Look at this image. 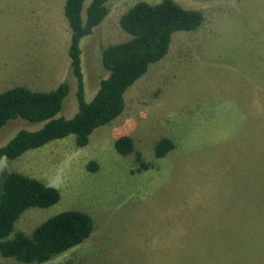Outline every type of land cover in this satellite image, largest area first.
<instances>
[{
	"label": "rangeland",
	"instance_id": "rangeland-1",
	"mask_svg": "<svg viewBox=\"0 0 264 264\" xmlns=\"http://www.w3.org/2000/svg\"><path fill=\"white\" fill-rule=\"evenodd\" d=\"M137 1L107 0V15L81 39L87 101L108 75L101 50L129 38L119 21ZM174 1L203 21L172 35L168 53L125 92L120 115L85 146L69 135L0 160V179L19 171L60 193L55 204L23 212L17 229L29 233L74 209L91 216L92 234L47 262L0 254V264H264V0ZM62 4L0 0V92L24 84L49 91L69 80L57 114L68 118L78 103ZM42 125L10 120L0 146ZM122 135L133 138L131 153L116 151ZM162 138L174 147L155 156Z\"/></svg>",
	"mask_w": 264,
	"mask_h": 264
},
{
	"label": "trees",
	"instance_id": "trees-1",
	"mask_svg": "<svg viewBox=\"0 0 264 264\" xmlns=\"http://www.w3.org/2000/svg\"><path fill=\"white\" fill-rule=\"evenodd\" d=\"M85 0H63V15L72 29L68 54L72 76L76 81L78 109L68 118L57 116L70 91L69 80L49 91H38L26 84L0 92V128L10 120L21 118L43 123L35 130L20 129L0 146L1 158L12 159L25 151L72 135L77 146H85L90 134L118 115L125 108V92L148 69L161 60L177 31H194L203 21V14L186 8L174 0L149 3L139 0L120 17L121 27L128 33L126 41L113 43L101 50V63L108 75L100 80L95 96L87 101L81 66L80 41L90 34L107 15V0H90L82 17ZM114 147L121 154L131 153L134 141L130 135L115 139ZM174 143L169 138L157 141L155 156H164ZM144 169L149 164L140 161ZM96 170L97 163L89 166ZM140 169V168H139ZM0 254L17 260L47 262L54 256L80 244L93 232L91 216L80 210H66L37 224L29 233L16 228V222L27 209L55 204L60 193L42 181L10 171L0 179Z\"/></svg>",
	"mask_w": 264,
	"mask_h": 264
}]
</instances>
